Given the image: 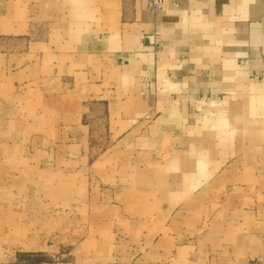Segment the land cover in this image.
Returning a JSON list of instances; mask_svg holds the SVG:
<instances>
[{"label": "crops", "instance_id": "0c3cea01", "mask_svg": "<svg viewBox=\"0 0 264 264\" xmlns=\"http://www.w3.org/2000/svg\"><path fill=\"white\" fill-rule=\"evenodd\" d=\"M26 1L41 31L0 37V186L19 140L59 141L43 171L75 211L45 232L76 255L0 264H264V0Z\"/></svg>", "mask_w": 264, "mask_h": 264}, {"label": "rangeland", "instance_id": "374dc122", "mask_svg": "<svg viewBox=\"0 0 264 264\" xmlns=\"http://www.w3.org/2000/svg\"><path fill=\"white\" fill-rule=\"evenodd\" d=\"M26 3V0H0V37L24 36L27 32L37 34V30L41 31V27H27L29 22L33 19L37 22L42 15L40 11L27 10ZM19 143L18 169L3 172L2 186H0V254H38L37 258L52 263L69 261L76 255V236L54 231L45 232L51 229H49L50 223L51 226L64 223V220L59 218L61 214L63 215L61 212L66 210V213L70 214L75 211L74 203H58L50 198L51 195L58 198L60 191L63 190L58 186L51 187L52 184H58L60 176L51 171L50 173L47 170L43 171L45 167L47 169L57 166L60 159L57 153L60 148L59 141L52 139L48 147L42 139L35 140V147L52 150L50 155L27 154L26 148L28 146L30 148L27 139H21ZM28 158L32 160L37 170L28 169L29 165L26 163ZM69 189L72 192L75 190L74 187ZM82 189L86 190L85 187ZM45 217L50 218L44 219ZM43 222H47L48 228L41 227ZM72 223L73 220L67 219L68 228ZM83 237L88 246L92 241L100 243V240L107 242H103L105 244L103 247L113 243L112 236L97 235L95 240L90 235ZM59 247H61L60 251Z\"/></svg>", "mask_w": 264, "mask_h": 264}, {"label": "built area", "instance_id": "2783aa9c", "mask_svg": "<svg viewBox=\"0 0 264 264\" xmlns=\"http://www.w3.org/2000/svg\"><path fill=\"white\" fill-rule=\"evenodd\" d=\"M156 8H158V6L156 5Z\"/></svg>", "mask_w": 264, "mask_h": 264}]
</instances>
